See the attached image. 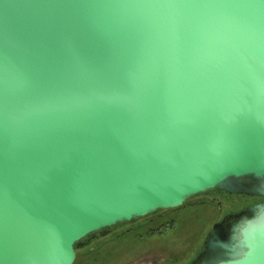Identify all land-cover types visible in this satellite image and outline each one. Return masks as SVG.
<instances>
[{
	"label": "water",
	"instance_id": "obj_1",
	"mask_svg": "<svg viewBox=\"0 0 264 264\" xmlns=\"http://www.w3.org/2000/svg\"><path fill=\"white\" fill-rule=\"evenodd\" d=\"M212 190L195 264H264V0H0V264Z\"/></svg>",
	"mask_w": 264,
	"mask_h": 264
},
{
	"label": "rangeland",
	"instance_id": "obj_2",
	"mask_svg": "<svg viewBox=\"0 0 264 264\" xmlns=\"http://www.w3.org/2000/svg\"><path fill=\"white\" fill-rule=\"evenodd\" d=\"M217 217L215 204L191 198L180 207L84 239L73 264H185Z\"/></svg>",
	"mask_w": 264,
	"mask_h": 264
},
{
	"label": "flooded vegetation",
	"instance_id": "obj_3",
	"mask_svg": "<svg viewBox=\"0 0 264 264\" xmlns=\"http://www.w3.org/2000/svg\"><path fill=\"white\" fill-rule=\"evenodd\" d=\"M199 197L206 200L208 203H213L216 205L218 210V217L206 231V234L201 240L199 247L196 249L193 258L185 264H195V259L203 250V243L205 241V238L215 223L224 220L225 229L229 230L232 228L235 222L238 223L242 220L243 215L236 216L239 212L245 210L250 206H253L254 204L262 200L261 198L255 196H246L243 194L232 195L218 190L209 191L207 193L199 195L197 198ZM97 235L99 236L100 233H95L94 236H89L87 239H94L93 237H96Z\"/></svg>",
	"mask_w": 264,
	"mask_h": 264
},
{
	"label": "trees",
	"instance_id": "obj_4",
	"mask_svg": "<svg viewBox=\"0 0 264 264\" xmlns=\"http://www.w3.org/2000/svg\"><path fill=\"white\" fill-rule=\"evenodd\" d=\"M161 212V211H160ZM160 212H158V213H160ZM78 250H79V248H76V252H78Z\"/></svg>",
	"mask_w": 264,
	"mask_h": 264
}]
</instances>
